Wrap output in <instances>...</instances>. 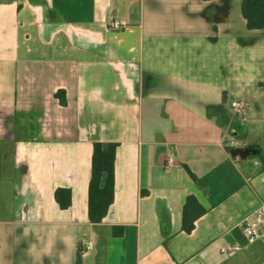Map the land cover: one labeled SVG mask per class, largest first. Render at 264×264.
Here are the masks:
<instances>
[{
	"label": "crops",
	"instance_id": "1",
	"mask_svg": "<svg viewBox=\"0 0 264 264\" xmlns=\"http://www.w3.org/2000/svg\"><path fill=\"white\" fill-rule=\"evenodd\" d=\"M242 1L0 0V264H264L240 230L264 200V28ZM96 141L117 143L99 223Z\"/></svg>",
	"mask_w": 264,
	"mask_h": 264
},
{
	"label": "trees",
	"instance_id": "2",
	"mask_svg": "<svg viewBox=\"0 0 264 264\" xmlns=\"http://www.w3.org/2000/svg\"><path fill=\"white\" fill-rule=\"evenodd\" d=\"M242 14L246 19L248 29L264 28V0H243ZM56 97L61 105H66V92L61 89L56 92ZM117 143L99 142L93 143L91 178L88 187V214L93 223H99L107 215L110 205L114 200L115 183V151ZM190 175L196 179V175L188 169ZM55 200L62 209L71 204V190L59 187L55 190ZM205 212V209L194 196H188L183 211V229L191 232L195 226V219ZM115 235L122 234L123 227L115 226ZM78 260L81 258L79 250Z\"/></svg>",
	"mask_w": 264,
	"mask_h": 264
},
{
	"label": "built area",
	"instance_id": "3",
	"mask_svg": "<svg viewBox=\"0 0 264 264\" xmlns=\"http://www.w3.org/2000/svg\"><path fill=\"white\" fill-rule=\"evenodd\" d=\"M112 25L114 28L119 27L117 22ZM232 106L239 108L242 104L239 101H232ZM240 230L246 243L260 242L264 246V200L250 216L243 220ZM240 248V244L235 246V249Z\"/></svg>",
	"mask_w": 264,
	"mask_h": 264
}]
</instances>
